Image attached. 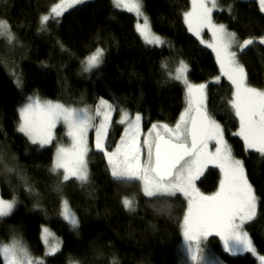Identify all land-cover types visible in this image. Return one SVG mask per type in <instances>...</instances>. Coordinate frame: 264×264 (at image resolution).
I'll return each instance as SVG.
<instances>
[{"label":"trees","instance_id":"1","mask_svg":"<svg viewBox=\"0 0 264 264\" xmlns=\"http://www.w3.org/2000/svg\"><path fill=\"white\" fill-rule=\"evenodd\" d=\"M59 0H0V19H5L18 38L7 46L0 38V196L20 203L14 213L0 222V239L8 241L11 227L23 236L32 255L44 264H178L182 219L186 201L181 196L149 199L139 182H122L111 177L103 153L89 154L90 183L84 186L71 179L54 191L59 177L49 172L54 148H40L16 131L17 108L34 94L75 106H95L103 97L110 103L117 98L131 114L139 111L144 128L152 123L174 124L185 103L183 86L167 79L179 60L190 66L193 83H208V109L225 130L244 161L249 181L258 197V216L246 230L264 255V160L258 153L245 151L240 137H232L238 120L228 100L233 87L220 74L215 55L189 33L182 13L190 0H143V11L150 17L152 30L169 40L168 47L146 45L135 29L136 19L114 6L112 0H91L66 12L60 23L47 24L38 31L39 19ZM231 12L215 13L218 23L237 34L238 40L264 36V11L257 0H232ZM61 42L67 51H62ZM97 47L104 48L103 64L92 73L83 72L81 61ZM239 54V53H238ZM238 59L245 65L250 85L264 87V45L255 42ZM167 64L168 69L162 68ZM15 71L22 77V88L14 83ZM221 76L219 83L215 77ZM109 130L108 148L113 149L123 133L120 110L115 111ZM15 157V160L12 158ZM18 165L15 172L7 168ZM62 174V173H61ZM220 172L209 169L199 181L204 192H214ZM25 182L39 195H30ZM134 200L135 211H128L122 199ZM67 200L79 220L78 230L61 219L62 200ZM35 205L39 208L34 209ZM49 226L61 238L57 255L45 257L41 226ZM214 238H210L212 242ZM225 264H257L251 254L242 257L222 254ZM0 264L3 260L0 259Z\"/></svg>","mask_w":264,"mask_h":264},{"label":"snow or ice","instance_id":"2","mask_svg":"<svg viewBox=\"0 0 264 264\" xmlns=\"http://www.w3.org/2000/svg\"><path fill=\"white\" fill-rule=\"evenodd\" d=\"M85 3L86 0H59L47 14L40 16L38 31H47L50 20L59 24L66 12ZM112 3L117 8L135 13L137 18H143V23L137 22L135 29L146 45L169 43L152 30L150 17L143 11V0H112ZM259 6L264 11V0H259ZM217 7V0H191V9L182 13L183 19L188 31L215 53L221 76L226 77L234 89L228 100L239 121V129L234 135L242 139L246 152L254 151L264 160V89L249 84L245 65L238 59V52L232 50L236 47L239 54H244L256 41L247 38L239 42L237 34L229 31L225 24L215 23L213 11ZM205 29L211 33V42L203 39ZM0 38L7 46H15L19 42L5 19H0ZM259 39L264 43V36ZM57 43L62 51H67L61 42ZM105 55L106 50L97 47L81 61L83 72L100 66ZM0 63H6L3 57H0ZM168 67L167 64L162 65V68ZM189 72L190 66L183 59L179 60L174 72L171 69L167 72V79L180 83L185 90L186 107L175 125L152 123L142 140L141 113L137 111L134 116L130 115L129 110L121 107L118 98L110 103L100 97L94 107L80 108L59 101L42 100L34 94L26 97V102L17 108L19 120L16 131L22 133L30 144L43 148L56 139L58 124L67 128L71 146L57 145L49 168L50 173L59 177L54 188L59 192L60 185L72 178L81 186L90 183L88 156L93 149L89 146L87 134L94 129V149L103 153L113 179L141 183L142 192L148 198L175 197L178 193L186 198L187 208L181 226L189 264H205L207 241L212 236L222 241L225 254L250 253L264 264V255L257 256V248L245 230V226L258 216L255 189L249 181L244 161L233 155L232 147L225 139L224 128L209 112L207 88L212 81L193 83ZM11 75L15 77L16 86L22 88L21 75L15 71ZM221 76L215 77V82L219 83ZM117 109L121 114L117 123L124 125L123 134L115 148L109 151V130ZM210 142H214L215 151H209ZM0 162H3L2 154ZM209 165L220 169L222 179L215 192L205 194L196 187V181ZM17 169L18 165H14L7 171L15 172ZM25 190L30 195H39L26 182ZM19 203L15 193L11 199L0 196V221L9 218ZM122 205L129 211H135L133 199L124 197ZM39 207L35 205L33 210ZM60 215L73 230H78L79 220L66 199L62 202ZM10 228L12 235L9 240L0 239L3 264H44L43 259L32 255L17 229ZM53 235L47 226H41V239L48 246L45 256L55 255L61 247L59 241L50 243L49 238ZM214 264L224 262L217 258Z\"/></svg>","mask_w":264,"mask_h":264},{"label":"rangeland","instance_id":"3","mask_svg":"<svg viewBox=\"0 0 264 264\" xmlns=\"http://www.w3.org/2000/svg\"><path fill=\"white\" fill-rule=\"evenodd\" d=\"M241 1V0H240ZM258 2H259V0H257ZM87 2H91V0H86V3ZM190 2H191V0H190ZM232 0H217V5H218V7H217V9H214V11H213V20H214V22L215 23H217V24H220V23H218V22H216L215 21V18H214V14L215 13H220V12H227V13H230L231 12V7H232ZM118 9H120V10H122V11H126V12H128L127 10H125V9H122V8H118ZM191 9V4H190V8L188 9V11ZM70 11V10H69ZM129 14H131V15H133L134 16V18L136 19V23L137 22H140V23H143V18L141 17V18H137L136 17V15H135V13H131V12H128ZM49 23V22H48ZM223 24V23H222ZM228 29V28H227ZM190 34H192L191 32H189ZM193 35V34H192ZM203 39L204 40H206V41H208V42H211V33L207 30V29H205L204 30V32H203ZM194 36V35H193ZM162 38H165V37H163V36H161ZM196 39H198L199 40V42H200V38H197L196 36H194ZM166 39V38H165ZM238 39V38H237ZM167 40V39H166ZM256 42H259L260 43V39H254ZM168 42H169V40H167ZM239 42H242V41H240L239 40ZM202 44V43H201ZM260 44H262V45H264V43H260ZM168 45H169V43H166L165 45H162V46H155V45H150V46H152V47H168ZM203 46L204 47H206V45L205 44H203ZM209 51H212V49L211 48H208V47H206ZM233 51H237L238 53H239V50L236 48V47H233V49H232ZM212 53H213V55H215V53L212 51ZM239 55V54H238ZM103 64V63H102ZM101 64V65H102ZM100 65V66H101ZM100 66H98L97 68H99ZM97 68H94V69H92L90 72H87V73H92V72H94V70L95 69H97ZM221 74V73H220ZM223 77V76H222ZM229 83H230V81H229ZM230 85H231V83H230ZM232 86V85H231ZM262 89H264V87L262 88ZM234 90V89H233ZM185 99V98H184ZM42 100H43V98H42ZM54 102H56V100H53ZM26 101H24L23 103H25ZM60 102V101H59ZM22 103V104H23ZM62 103V102H61ZM64 103V102H63ZM66 104V103H65ZM71 106H73V105H71ZM73 107H80V106H73ZM94 107V106H93ZM186 107V103H184V107L182 108V111H183V109ZM80 108H83V107H80ZM233 111V110H232ZM115 112H114V114H113V119H114V116H115ZM233 114H234V112H233ZM130 115H132V116H134V114H131L130 113ZM234 116H235V114H234ZM119 118H121V114H120V116H119ZM179 118V117H178ZM177 118V119H178ZM237 120H238V118H237ZM97 123H98V121H97ZM161 123H163V122H161ZM141 124H142V136H141V140L143 139V135H145V134H147V131H148V129L151 127V125L148 127V128H144V126H143V122L141 121ZM175 125V123L174 124H172V125H170L169 124V126H174ZM124 126V125H123ZM238 129H239V121H238V126H237V128H236V132L238 131ZM235 132V133H236ZM67 128L63 125V124H58L57 125V127H56V129H55V136H56V139L53 141V143L51 144V145H47V146H45V147H53L54 148V158H55V152H56V147H57V145H63L64 147H70L71 146V143H72V141H71V139L67 136ZM22 134V133H21ZM123 134V133H122ZM87 136H88V140H89V146H90V148H92L93 150H95L94 149V142H95V130L94 129H90L89 131H88V134H87ZM232 137H236V135H234V133L232 134ZM237 137H239V136H237ZM108 140H109V138H108ZM120 140V139H119ZM227 140V139H226ZM227 142L229 143V141L227 140ZM229 145H230V143H229ZM37 146H39V145H37ZM231 146V145H230ZM208 147H209V151H215V145H214V142H210L209 143V145H208ZM44 148V147H43ZM107 148H108V141H107ZM114 149V148H113ZM113 149H109L108 148V150L109 151H111V150H113ZM92 150V151H93ZM232 150H233V148H232ZM92 151H90V152H92ZM249 151H251V150H249ZM254 152V151H253ZM90 154V153H89ZM233 155L235 156V150H233ZM88 160H89V157H88ZM89 169H90V167H89ZM209 169H217L219 172H220V175H221V179H222V173H221V171H220V169L218 168V167H216L215 165H209L206 169H205V172H204V175L202 176V177H200L197 181H196V187L201 191V192H203V193H205V194H211V193H213V192H204V191H202L201 189H200V186H199V181L200 180H202L205 176H206V172L207 171H209ZM63 172V170H61V173ZM72 179H75V178H72ZM141 184V183H140ZM142 186V185H141ZM215 192V191H214ZM177 195H179V196H181L183 199H185V201H186V198L185 197H183L181 194H177ZM164 198V197H163ZM171 198H174V197H171ZM149 199H153V198H149ZM63 201V200H62ZM186 206H187V201H186ZM70 207V206H69ZM71 209V208H70ZM258 209H259V203H258V208H257V211H258ZM61 210H62V205H61ZM60 210V211H61ZM72 211V210H71ZM129 211V210H128ZM72 212H74V211H72ZM76 216V215H75ZM76 218H77V216H76ZM61 219L63 220V218H62V216H61ZM65 221V220H64ZM1 222V221H0ZM65 222H67V221H65ZM68 223V222H67ZM69 224V223H68ZM247 226V225H246ZM246 226H245V230H246ZM47 227L51 230V232L54 234L53 235V237H50L49 238V240H50V243H56L57 241H59L60 242V244H61V247H60V249H59V251L62 249V243H61V238L60 237H58L57 236V234L56 233H54L53 232V230L47 225ZM247 231V230H246ZM182 235H183V229H182ZM250 236V235H249ZM183 238V242H182V244H181V253H180V258H179V263L178 264H189V261H188V254H187V252H186V250H185V242H184V237H182ZM210 238H214L213 239V241L212 242H209V239ZM209 239H208V241H207V252H206V260H205V264H214V261L217 259V258H221L222 257V254H225L224 253V250H223V243H222V241L219 239V237H216V236H212V237H210ZM250 238H251V236H250ZM252 239V238H251ZM41 241H42V239H41ZM42 244H43V246H44V249H45V253H46V251H47V245H45L44 243H43V241H42ZM59 251L55 254V255H57L58 253H59ZM246 254H250V253H245V254H239V255H236V257H242L243 255H246ZM227 255H229V256H232V255H230V254H227ZM252 255V254H251ZM50 256H54V255H50ZM50 256H45V257H50ZM222 260H223V258H221ZM257 259V258H256ZM224 262V261H223ZM72 264H78L77 262H72ZM225 264V263H224ZM257 264H260V262L258 261V259H257Z\"/></svg>","mask_w":264,"mask_h":264},{"label":"flooded vegetation","instance_id":"4","mask_svg":"<svg viewBox=\"0 0 264 264\" xmlns=\"http://www.w3.org/2000/svg\"><path fill=\"white\" fill-rule=\"evenodd\" d=\"M219 187V186H218ZM218 189V188H217Z\"/></svg>","mask_w":264,"mask_h":264}]
</instances>
